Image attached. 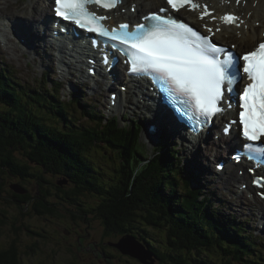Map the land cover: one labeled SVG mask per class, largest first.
<instances>
[{
	"label": "trees",
	"instance_id": "obj_1",
	"mask_svg": "<svg viewBox=\"0 0 264 264\" xmlns=\"http://www.w3.org/2000/svg\"><path fill=\"white\" fill-rule=\"evenodd\" d=\"M8 73L0 69V173L8 171L23 181L35 179L43 196L38 197L19 186L27 191L13 194L21 210L33 203L31 205L38 214L54 212L49 209L46 196L51 194L46 186L49 180L45 174L49 173L60 179L61 185L57 188L62 193L58 194L62 201L78 207L85 214L94 212L102 221L106 235L128 234L150 244L153 254L164 263L198 264L194 258L198 251H211L217 247L226 262L206 260L202 264H231L230 261L243 258V250H236L231 242L241 248L258 243L259 238H241L235 230L242 229L240 224L220 211L211 210L213 201H204L201 210L203 218L208 219L206 222H216V228L212 230L205 229L199 222L200 217L195 214V218L190 209L189 213L179 203L178 198L188 194L185 197L196 207L202 198L198 190L197 194H192L196 190L188 184L191 172L175 163L171 148L167 147V152L158 148V154L152 159L143 158L146 160L143 163L133 156L128 165L117 164L115 156L106 152L129 146L130 137L135 134L121 131L113 121L104 123L103 127L100 122L93 128L85 124L77 126L71 119L78 114L85 115L75 107L77 97L67 102L61 101L58 92L54 95L45 87L39 91L31 86L26 89ZM136 147L132 143L129 149L136 154ZM97 154L103 158L102 165L96 164L94 157ZM125 154L128 157L127 152ZM138 165L141 170L134 169ZM175 170H181L179 177L185 172L188 182L177 190L179 196L166 189L167 183L174 179L170 173ZM86 197L92 198L93 206L83 200ZM157 231L162 232L160 248H155L153 245L156 244L149 240ZM31 232L43 234L37 230ZM242 240L245 244H240ZM23 262L15 241L0 250V264ZM247 264H264V258L248 255Z\"/></svg>",
	"mask_w": 264,
	"mask_h": 264
},
{
	"label": "rangeland",
	"instance_id": "obj_2",
	"mask_svg": "<svg viewBox=\"0 0 264 264\" xmlns=\"http://www.w3.org/2000/svg\"><path fill=\"white\" fill-rule=\"evenodd\" d=\"M29 1L31 0H20V3L28 4ZM136 1L143 2V0H129L126 3L127 8L130 7L132 4H135ZM149 1L150 0H147L146 2L144 1V3L147 4V2L149 3ZM42 3H44V1H42ZM263 23V19H256L257 27H262V25H264ZM234 36V39L239 40L238 36ZM236 44H238V42H236ZM246 46H248L247 49L253 47L250 43H248ZM2 58H4L5 61L0 62V69L5 70V72H9L10 69H12L10 64L15 65L17 69L14 70L15 72L12 71L11 73L19 84H22L26 89L30 88V85H32L37 91H39V89L41 88H44L43 80L44 77L47 75L45 73L43 74V72H46L49 69L48 67L40 68L39 65L34 62H31L30 66L27 67L26 62V66L22 65L24 67L21 66V68H19L18 64L11 63V60L8 59L9 55L7 53L6 55L3 54ZM43 69L45 71H43ZM51 70L53 73L50 76L53 77L54 81L59 80L57 78V76L59 75L55 73L52 68ZM58 73L62 76L69 75V73L67 72ZM61 79H63V77H61ZM72 80V88H68V79L65 81V83L63 82L64 86L61 89V101L64 99L68 100L75 94L73 92L78 90L76 93L79 92L81 98L85 100L83 101V104L85 105H82L81 109H83L86 113L89 109L87 105H95L92 100L99 104V99L101 101V99L103 98L101 96H104L105 93H107V91L104 94H102L100 91L92 93V91L90 92L88 89L83 90V87H81L80 85H76L77 87L74 91L73 85L75 84V79ZM106 98H109V93L107 94V96L104 97V99ZM86 103L88 104L86 105ZM107 105H109V103ZM111 109L113 110L112 107L109 108V110ZM113 115L122 116L121 113H115L112 114L110 117H112ZM101 116H108L107 118H109V115H107L106 112H104V114H102ZM73 118L74 119H71V121L75 125L79 126L83 124V120L80 119V114ZM121 123L122 126H125L126 124L127 126L131 125L129 121H121ZM167 130L169 131V129ZM164 136H167L169 138L162 139L160 144L161 149L167 152L168 148L170 147V144L173 143V140L168 134H165ZM154 142H152V145ZM174 144H177L176 149H178L177 151H179L180 153V160L176 158L175 163L179 166V163L182 162L184 169L189 170L192 173L193 181L190 182L189 178V183L185 181V172L183 173V175L181 173V176L179 177L178 174L180 170L171 171L170 174L174 176V179L171 180L172 183H167V192L171 194L174 192L176 196H179L177 190H180L181 185H185L186 183H188L191 189L196 190L193 191L192 194H197L198 191L200 192L202 198H200L201 202L197 203V206L194 207V203H192V200L187 199V197H185L188 194L179 197L178 201L180 204H183V206L188 212V209H190L193 212L192 215L194 214V217L195 214L200 217L199 222L202 223L205 229L212 230L216 228L215 221H212L209 224L208 222H206V220H208L207 217L203 218L204 216L201 214V210L204 207V201L207 199L208 202L213 201L214 206H212L211 210H214L215 213L216 210L222 212L225 216L231 218V220L237 222L238 224L243 223L245 231L251 233L253 238L256 236L259 238L258 243H252L251 245H247L250 247L242 246L241 248L236 243L231 242V245L235 246L236 250H243V258H238L236 262L231 259V264H239L241 262L247 264L248 255H252L253 258L261 256L264 258V220L263 218H261V216L258 220L253 219L254 214L250 209H248V207L246 208L247 203L250 204L251 202L246 199V196L240 194L238 189L233 190L237 192V196L233 191L230 190V187L235 184L234 182H231L228 187H226L221 182H216L218 175L216 174L217 172L213 168V166H209V170H212V173H201L200 168L204 169V165L201 163L202 159L200 156V158L198 157L195 160L196 150H194L193 152H188L187 150L189 147H186V144H182L179 142H174ZM141 145L144 146L145 151L149 153V155L154 154L153 150L155 148L146 145L143 142H141ZM187 145H191V143L187 142ZM129 150L130 149L128 147L124 148V151L127 152L128 157H120L121 160H127L126 163L124 162L125 165H128V162L132 159V155L128 153ZM118 151L119 150L117 148L113 149L111 155L114 156L115 154H118ZM101 155L105 157L104 153H101ZM97 156H99V154L94 157L96 159L97 166L102 165L103 158ZM120 158H118V155H116L115 160L117 161V164H121L119 162ZM214 163L216 165L215 167H217L216 162ZM134 169L141 170L142 167L138 165L135 166ZM45 175L46 178H48L49 180L46 186L51 192L50 195L46 194L47 200L50 203L49 209L54 212L47 211L44 215H41L36 212L35 208L33 207V203H31L33 205L28 204L29 206L22 207L21 210V207L18 206L13 196L14 193H18L13 188V185H17L24 187L32 194L41 197L42 195L39 191L37 181L33 178H31V181H23L20 177L11 174L8 171H6L5 173H0V250L7 248L11 242L15 241L16 245L18 246L19 253L21 254L22 259L24 261L23 264H167L158 260V258L154 254L149 255V257L146 259V262H143L145 261V259L141 260L139 258L127 255L122 252L118 248L117 244H119L123 238L127 237V235L120 233H110L109 235H106L102 221L95 216L94 212H90V214H85L78 207L72 206L68 202L62 201V199L58 195H61L62 193L57 188L58 185H61L60 179L55 175L49 173H46ZM105 175H107V172L105 173ZM213 176H216V178L214 179V183L209 180L211 178H214ZM26 192L23 191L21 193ZM227 196L229 197V199ZM83 200L86 203L92 204V206L94 204L92 198L90 197H86ZM240 203L245 204L246 206L244 205L242 207ZM193 209L197 211H193ZM262 213L263 210L261 214ZM2 220L4 222H2ZM28 229L37 230L43 234L34 235L32 234L31 230ZM161 237L162 232L157 231L155 232V234L152 235V238L155 240L149 239L150 241H153L156 244L153 245L155 246V248L159 247V239ZM138 241L144 245L143 247L146 251H151L153 253L150 244L146 245L140 240ZM240 244H245V240H242ZM250 248L253 251H250ZM222 255L223 254L221 249L216 247L212 248L211 251L205 249H203L202 251H198L194 258L197 260L196 263L202 264V262L206 260L212 262L225 261V256L223 257Z\"/></svg>",
	"mask_w": 264,
	"mask_h": 264
},
{
	"label": "snow or ice",
	"instance_id": "obj_3",
	"mask_svg": "<svg viewBox=\"0 0 264 264\" xmlns=\"http://www.w3.org/2000/svg\"><path fill=\"white\" fill-rule=\"evenodd\" d=\"M93 2L101 0H55V12L63 20L120 44L126 63L130 64L129 72L150 75L154 83L158 82L175 110L192 122L193 130L223 111L219 104L224 92L231 93L240 79L239 64L231 53L222 59L219 54L226 51L224 48L171 15L151 13L145 17V23L137 24L133 30L127 24L108 30L102 23L107 17H98L88 10L87 6ZM115 2L104 7L115 6ZM167 3L179 11L189 0H167ZM222 19L229 24L239 20L234 14H225ZM242 59L245 62L242 71L248 79L243 93L238 94L239 123L248 141L242 145V151L259 166L264 165V143L260 142L264 138V42ZM235 158L240 159V155Z\"/></svg>",
	"mask_w": 264,
	"mask_h": 264
},
{
	"label": "bare ground",
	"instance_id": "obj_4",
	"mask_svg": "<svg viewBox=\"0 0 264 264\" xmlns=\"http://www.w3.org/2000/svg\"><path fill=\"white\" fill-rule=\"evenodd\" d=\"M42 1H44V3H42ZM128 1L129 0H125V2ZM144 1L145 0H143V2H135V4H132L125 11L117 9L109 12L104 11V13L110 14V20L113 23H115V21L120 22L129 19L135 22L147 13L152 12L155 5H159L158 8L161 6H168L166 2L162 3L164 0H157L160 1V4H156L157 1H150L145 4ZM199 1L201 2V8L194 12L197 16H199V14L202 16V13H207L208 11L215 9L212 15L210 14L208 17H204L202 20L215 28H221L223 30L217 34V37L228 41L225 38V34H232V39H234L233 36L236 35L239 37V48L248 42L255 44V42L257 43L260 40H263L264 27L259 29L256 25V19H263L264 22V0H239V3H237V0ZM47 3L49 4L48 0H31L28 4L20 3V0H0V37L2 40V43H0V62L5 61L4 58H2V55H6L7 53L9 55L8 59L11 60V63L18 64L19 68H21L22 65L25 66L26 62L28 64L35 62L43 68H52L57 73H65V71H69V78L74 77L75 85L80 84L83 89H88L90 92L92 91V93L100 91L104 94L106 91L110 90L108 86H111L112 88L117 89L116 92H118V94L112 99H104V96H101L103 98L100 101V108H107V104L111 102L113 105L117 106V109L120 111L129 109L132 117H146L148 123H152L156 127H154L155 130L152 129L150 134H169V127L171 122H173L172 115L170 114V116H166V123L161 120L160 117H162L163 112L159 110V106H151L152 96L148 93L149 91H143L141 88V82H138L135 85H132L131 83L124 84L128 86V91L125 93L121 92L122 86L119 83L121 78H123V73L119 69L120 64L115 71L109 72L106 68L100 65L99 61H90L88 55H86L82 49L65 47L63 41L57 40L53 35L50 36L49 27L51 25V20L46 23L43 21L52 18L51 9L53 4H49L48 6ZM205 6L210 8L206 9ZM227 13H235L238 15L239 26H237V24L227 25L222 21L221 16ZM213 17H215V19H213ZM7 24L13 25L14 28H7ZM42 28L47 29V32L44 35L41 34L43 31ZM11 41L13 42V47L10 46ZM27 47L28 50L26 49ZM91 70H94V73H92ZM88 74L93 81L96 82L95 87H88ZM59 76L62 77L60 74ZM68 88H71L69 82ZM106 94L107 93H105V95ZM132 99L136 100V107L129 105ZM232 111L234 112V109H232ZM167 129H169V131ZM179 134L181 135L179 136L176 134L175 136V134L172 133L169 135L177 139H184L185 136L190 140L191 146L195 145L192 150L188 151L193 152L196 150L195 160L199 156L201 157L203 161H201V163L204 165V169L200 168L201 173H212V170H209V166H213L218 175L216 182H221L226 187H228L231 182H234L235 190L238 189L243 196H246V194L248 195V192L239 186L240 183H242V185L243 183H249L251 191L256 189L254 186L251 187L249 182H252L253 180V176L250 175V170L246 168L249 161L243 158V161L235 160L233 157H235L236 151L239 150V147H235L234 145L231 147L227 145L228 143L223 142L226 138H229L228 140L230 141L234 139L240 141L239 138L235 137V128L229 137H226L223 134V131L222 133H218L219 136L216 137L215 135L217 132L209 130L202 135V138L197 143H193L185 131L183 133L180 132ZM217 160L225 161L223 169L218 168V166L215 167L216 165L212 164ZM244 169H247L248 171ZM239 170L243 171V176H239ZM213 177L214 178L209 179L212 183H214L216 176ZM235 193L237 196V192ZM251 198L252 199L249 200L251 203H247L246 208L249 207L248 209L254 214L253 219L258 220L261 216L262 209H260V206L263 201L257 197V195Z\"/></svg>",
	"mask_w": 264,
	"mask_h": 264
},
{
	"label": "water",
	"instance_id": "obj_5",
	"mask_svg": "<svg viewBox=\"0 0 264 264\" xmlns=\"http://www.w3.org/2000/svg\"><path fill=\"white\" fill-rule=\"evenodd\" d=\"M13 188L16 190V192L21 193L24 190L17 186V185H13ZM118 248L124 252L127 255H131L133 257L139 258V259H146L149 257V255H152V253L149 251H146L144 249V245L141 244L138 240H136L135 237L131 236V237H125L122 239V241L117 244Z\"/></svg>",
	"mask_w": 264,
	"mask_h": 264
}]
</instances>
